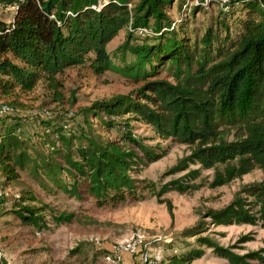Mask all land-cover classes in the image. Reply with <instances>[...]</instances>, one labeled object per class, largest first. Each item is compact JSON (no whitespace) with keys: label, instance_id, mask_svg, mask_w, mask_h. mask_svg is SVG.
I'll list each match as a JSON object with an SVG mask.
<instances>
[{"label":"trees","instance_id":"trees-1","mask_svg":"<svg viewBox=\"0 0 264 264\" xmlns=\"http://www.w3.org/2000/svg\"><path fill=\"white\" fill-rule=\"evenodd\" d=\"M174 1L183 13L176 20L169 15ZM186 2L190 5L181 9ZM0 5L13 8L9 21L0 19V98L14 100L42 82L59 101L58 75L71 67L95 76L113 71L134 84L124 94L81 107L85 130L64 135L61 126L42 120L48 133L33 156L16 150L20 141L12 130L0 131V190L17 188L16 194L1 193V224L43 229L73 216L56 212L19 179L18 170H26L44 192L88 194L99 205L137 200L146 189L170 218V201L161 196L196 191L203 170H212L209 188L254 169L264 173V0H0ZM205 6L218 9L200 33L189 22ZM119 32L123 41L111 55L106 45ZM135 122L149 126L160 140L188 148L163 172L178 176L157 190L134 176L165 149L144 144L133 133ZM240 224L264 228V176L182 229L180 236L193 237V244L184 242L176 250L164 242L160 264H191L205 249L228 264H264V246L233 251L252 240L251 234L230 246L210 235L221 234L211 227ZM77 252L74 247L68 255Z\"/></svg>","mask_w":264,"mask_h":264},{"label":"rangeland","instance_id":"rangeland-1","mask_svg":"<svg viewBox=\"0 0 264 264\" xmlns=\"http://www.w3.org/2000/svg\"><path fill=\"white\" fill-rule=\"evenodd\" d=\"M189 5L190 3L186 2L185 7L181 9ZM205 7V12L195 13L189 22V26L199 29L200 33L204 31L208 19L216 15L218 9L216 6ZM12 11L13 8L0 5V19L4 22L9 21ZM177 14L183 15L177 10L174 1L169 15L176 20ZM123 38L124 32H119L106 45V50L112 55ZM112 61L116 62L117 59L113 58ZM160 76L163 77L164 74ZM58 78L63 82L60 90L63 96L59 101L53 100L52 91L46 89L42 82H38L30 92L21 94L14 100L0 98V103L6 104L9 108L8 111L0 113V131L5 134L12 130V134L20 141L16 150H24L33 156L41 147V139L46 137L49 129L42 126V120L61 126V133L64 135L71 131L85 130V123L79 110L81 107L88 106L95 100H105L115 94H124L134 87L129 79L113 71L95 76L79 67H71L58 75ZM100 117L104 118L102 114ZM89 119L94 124L97 122V119L92 117ZM133 126L134 135L143 138L144 144L155 150L165 149L164 156L146 164L134 176L136 179H143L145 183H154L157 190L160 184L178 176V174L163 176V172L178 158L187 154L188 148L156 138L145 124L135 122ZM54 137L48 136L47 139L53 141ZM54 143L55 146L59 145L56 141ZM211 173L210 169L203 170L200 174L203 185L190 194L171 191L161 196L170 201L172 212L170 218L165 205L157 202L156 196L146 189L139 192L141 198L137 200H126L117 205H99L94 197L88 194L69 197L60 191L44 192L30 179L26 170H18L19 179L32 187L56 212L72 213L73 216L68 223L59 225L48 223V228L43 229L0 224V237L7 240V250H10V255H5V260L7 259L9 264H55L64 259L75 263L136 264L131 256L129 263H125L122 258L116 263L106 262L102 258L105 250L113 243L135 231H139L143 235L144 243L150 246H162L164 242L171 241L177 250L184 242L193 244V237L180 236L182 229L195 223L202 211L223 207L235 197L242 186L258 182L264 176L262 171L254 169L226 185L209 188L207 182L211 178ZM0 192L16 194L17 188L10 186ZM46 220L49 221L48 216ZM210 229L221 233L210 234L221 246H230L240 235L251 234L252 240L240 244L242 249L234 248L235 253L241 254L264 246V228L258 225H219ZM74 247L78 252L69 256L68 251ZM192 264L228 263L213 256L209 249H205L204 255L194 260Z\"/></svg>","mask_w":264,"mask_h":264},{"label":"built area","instance_id":"built-area-1","mask_svg":"<svg viewBox=\"0 0 264 264\" xmlns=\"http://www.w3.org/2000/svg\"><path fill=\"white\" fill-rule=\"evenodd\" d=\"M225 1V0H222ZM140 34V30H137ZM6 104L0 103V113L8 111ZM1 192H0V211H1ZM163 247L160 245H147L144 243L143 235L135 231L124 238L113 243L103 253V260L110 263L119 262L123 254L133 257L136 264H160L162 259ZM0 264H8L5 260L3 251L0 248Z\"/></svg>","mask_w":264,"mask_h":264},{"label":"crops","instance_id":"crops-1","mask_svg":"<svg viewBox=\"0 0 264 264\" xmlns=\"http://www.w3.org/2000/svg\"><path fill=\"white\" fill-rule=\"evenodd\" d=\"M0 224H1V218H0ZM7 246H8V242L4 237H0V248L3 251L4 256L5 255H10V250H7ZM6 258V257H5ZM122 259L124 260L125 263H129L130 262V255L128 254H123L122 255ZM7 260V259H6ZM194 261V260H193ZM192 261V262H193ZM191 262V264H192ZM9 264V261H8Z\"/></svg>","mask_w":264,"mask_h":264}]
</instances>
